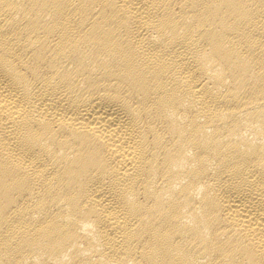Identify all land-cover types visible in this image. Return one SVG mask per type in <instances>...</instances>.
<instances>
[{
  "label": "bare ground",
  "instance_id": "bare-ground-1",
  "mask_svg": "<svg viewBox=\"0 0 264 264\" xmlns=\"http://www.w3.org/2000/svg\"><path fill=\"white\" fill-rule=\"evenodd\" d=\"M0 264H264V0H0Z\"/></svg>",
  "mask_w": 264,
  "mask_h": 264
}]
</instances>
